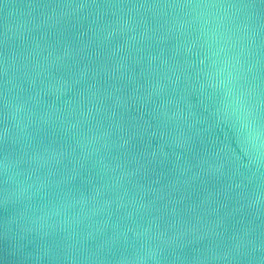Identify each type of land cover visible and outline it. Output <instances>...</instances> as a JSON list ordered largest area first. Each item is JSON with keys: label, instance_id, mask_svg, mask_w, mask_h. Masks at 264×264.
<instances>
[{"label": "water", "instance_id": "95a60500", "mask_svg": "<svg viewBox=\"0 0 264 264\" xmlns=\"http://www.w3.org/2000/svg\"><path fill=\"white\" fill-rule=\"evenodd\" d=\"M0 264H264V0H0Z\"/></svg>", "mask_w": 264, "mask_h": 264}]
</instances>
